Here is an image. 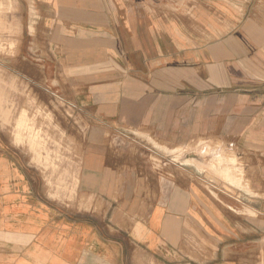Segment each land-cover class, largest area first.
<instances>
[{
    "label": "crops",
    "instance_id": "crops-1",
    "mask_svg": "<svg viewBox=\"0 0 264 264\" xmlns=\"http://www.w3.org/2000/svg\"><path fill=\"white\" fill-rule=\"evenodd\" d=\"M17 1L20 74L85 135L84 198L52 199L0 126V264H264V122L199 115L194 129L218 139L214 169L161 132L175 118L184 130V102L264 83V0Z\"/></svg>",
    "mask_w": 264,
    "mask_h": 264
},
{
    "label": "rangeland",
    "instance_id": "rangeland-1",
    "mask_svg": "<svg viewBox=\"0 0 264 264\" xmlns=\"http://www.w3.org/2000/svg\"><path fill=\"white\" fill-rule=\"evenodd\" d=\"M159 1L164 5L177 2L185 5V0ZM21 10L22 4L17 0H0V126L9 133L11 148L22 152L28 163L41 169L48 195L59 203L74 206L84 198L79 195L78 172L85 135L76 123L75 112L61 97L46 92L41 86L32 87L20 74L16 61L20 59L22 46ZM215 90L213 102L192 105L188 101L180 106L184 130H177L175 118L170 120V131H161L169 133L166 138L171 146L189 150L200 142L215 143L218 139L213 134L200 133L208 128L194 129L199 115L200 124L205 123L209 110L215 111L218 120L228 112L231 127L236 130H244L248 124L262 126L264 83L239 82L224 92ZM250 90L253 94L245 97ZM240 131L237 133L242 134ZM159 138L153 135L147 139L153 142ZM91 202L92 198L88 197L89 205ZM82 206L83 203L78 208Z\"/></svg>",
    "mask_w": 264,
    "mask_h": 264
},
{
    "label": "bare ground",
    "instance_id": "bare-ground-1",
    "mask_svg": "<svg viewBox=\"0 0 264 264\" xmlns=\"http://www.w3.org/2000/svg\"><path fill=\"white\" fill-rule=\"evenodd\" d=\"M196 148L187 150V153L183 161L186 163H197L200 167H210L214 169L217 167L215 156L218 154V146L210 144L207 142H200ZM178 151V148L175 149ZM175 158H179V154L175 155Z\"/></svg>",
    "mask_w": 264,
    "mask_h": 264
}]
</instances>
